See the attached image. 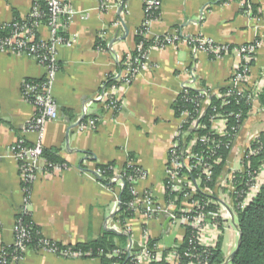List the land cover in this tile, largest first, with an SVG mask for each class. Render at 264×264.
Instances as JSON below:
<instances>
[{"label":"crops","instance_id":"1","mask_svg":"<svg viewBox=\"0 0 264 264\" xmlns=\"http://www.w3.org/2000/svg\"><path fill=\"white\" fill-rule=\"evenodd\" d=\"M71 14L60 25L71 48L57 47L61 70L53 87L59 117L49 123L43 139L44 150L54 151L66 162L69 170L43 174L26 193L19 164L10 148L20 138L28 144L38 142V134L25 132L35 110L23 95V84L40 81L45 68L26 55L0 52V252L16 241L17 217L26 209L33 222L49 240L62 245L85 244L101 237L106 227L118 231L117 213L120 191L112 189L94 175L98 165L115 164L122 171L133 156L134 164L146 172L137 191L149 192L163 204L166 199L165 177L169 150L175 140L181 120L174 105L185 85L194 89L209 88L213 92L225 88L233 74L238 58L235 54L212 60L208 54L194 55L186 44L152 48L147 68L130 86H122L121 108L107 109L105 93L108 78H118L120 64L137 47L136 36L145 23L143 0H66ZM35 0H0V26L11 23L15 16L26 19L31 15ZM124 2V3H123ZM161 16L151 23L147 39L167 35L183 38L203 37L216 44L239 47L255 40L260 42L251 84H264V0H249L260 17L241 12L239 2L225 0H160ZM41 40L50 42L55 34L47 25L38 28ZM102 47L98 48V41ZM96 120L95 128L80 129L82 123ZM264 132V109L259 102L251 109L238 136L235 151L241 153L249 137ZM238 159L236 163H238ZM240 165V164H239ZM240 167V166H239ZM217 196L225 191L215 187ZM225 198V196H224ZM168 218L130 221L131 246L139 250L147 232L157 240L161 251L173 248L164 244L170 235L172 222ZM231 221V222H230ZM228 222L224 234L234 236L236 222ZM120 232V231H118ZM239 233V232H238ZM224 239V236L222 237ZM223 245L226 261L233 248ZM19 264H101L99 260H70L48 252L27 250Z\"/></svg>","mask_w":264,"mask_h":264},{"label":"built area","instance_id":"2","mask_svg":"<svg viewBox=\"0 0 264 264\" xmlns=\"http://www.w3.org/2000/svg\"><path fill=\"white\" fill-rule=\"evenodd\" d=\"M110 0H102L103 7H107ZM145 4V23L139 32L144 28L147 36L148 29L151 23L158 20L161 13L160 0H143ZM49 5L50 23L49 27L55 34L57 26L61 17L69 16L72 12L66 5V0H47ZM234 0H228V3ZM241 8H245V2H240ZM251 14L250 10L246 11ZM40 8L34 7L31 16H40ZM34 35L30 29L25 27H18L17 32L6 43L0 42V52L19 55H34L35 60L45 68V82L42 84H23V95L25 99L33 106L35 113L33 118L29 121L25 128V132H34L38 134V142L30 145L24 138H20L14 145L11 146L10 151L13 158L19 164L21 172V180L24 190L31 191L38 177L43 174H57L69 170L67 165H54L44 158L43 139L45 136L47 125L59 117L58 105L53 97V87L60 69L57 65V47L63 46L71 48L73 41L71 39H59L54 46L47 50L45 45L34 46ZM155 48L164 49L168 46H176L186 44L190 47L194 55L201 53L215 56L217 59L235 54L238 58L237 64L233 74L229 80L228 86L230 89L223 93L219 91H212L209 88L195 89L199 92L197 96L188 100L191 104L196 106L195 114L197 119L192 123L194 130L205 129L198 120L202 119L211 107V99L215 97L223 102V105H230L236 103L238 106H248L253 108L258 102V96L264 89V84H251L252 62L256 60L257 52L260 47V42L255 40L249 44L233 47L228 45L216 44L211 40L203 37L183 38L178 35H167L158 37L154 40ZM23 49L29 53H23ZM139 52H142L141 46L137 47ZM42 51L48 52V55L41 54ZM148 53H141L140 59L133 60L129 54L123 65L125 69L117 78L118 84L108 88L105 93V104L107 109L117 112L122 106L119 94L122 86H130L135 81L140 72L147 68ZM45 62H50L49 65H44ZM194 89L192 84H187L183 87L181 94H187L188 90ZM180 94V95H181ZM190 112L183 113L178 132L175 140L169 150V160L166 167L165 177V193L166 199L163 204L157 202L153 195L149 192L140 194L136 185L140 180L146 178V172L140 171V178L135 181L133 185V194L135 196L131 206L135 212L136 217H142L148 220L157 219L159 217H166L170 219L174 225H177L182 230V236L178 238L176 245L168 250L161 251L159 245L156 243L150 246L151 238L147 232L144 235V243L139 250H134L132 246L128 248L131 256H134L132 262L129 264H181L182 258L175 248L184 245L186 234L190 232V245L193 246L185 256L188 258V264H207V258L204 254H208L215 250L223 237L227 224L232 220L235 224L236 217L239 212L244 211L248 205L254 200L261 188L264 186V167L261 172L254 174H247L244 176L246 169L244 167L245 160L251 157L259 156L264 153V132L257 133L249 137L243 151L239 154L235 151V144L240 132L231 134L229 126V118L233 117L237 123L242 124V111L237 113H230L229 115L217 114L210 118L211 120V134L214 137L227 139L226 142H218L216 138L210 139L206 136L200 137L197 133L189 140L183 131V125L187 122ZM238 125V126H239ZM95 128L96 120L92 119L88 123H82L80 129ZM200 142L206 148L202 152L195 151L194 148ZM231 150L230 158L227 160L226 170L224 175L218 180L217 187L225 191L222 196H217L216 192L208 188H203V179L206 182L212 180L214 175V168L222 163L219 157L218 150L220 148ZM240 167H235L233 163L236 160ZM250 163V162H249ZM131 166L135 165L130 163ZM117 171V170H116ZM118 172V171H117ZM121 172V171H120ZM118 172V173H120ZM192 172H197V178L192 179ZM95 176L101 175L100 170L94 171ZM240 175V183L237 178ZM203 178V179H202ZM118 182L117 180H114ZM122 183L118 184L119 191L122 189ZM205 193L210 197L206 203H202L198 196L199 193ZM169 195V199L167 196ZM225 196V198H224ZM27 198V196H26ZM28 198L26 202H28ZM215 207V210H209V207ZM230 221V222H228ZM130 221L125 226L118 221V231L129 232ZM16 241L15 247L17 252H25V244L29 236V232L22 226H16ZM188 232V233H189ZM52 255L63 259L80 260L81 253L73 251H65L62 254H57L54 249H44ZM138 251L137 254L134 252ZM119 254V252H115ZM111 257V255H110ZM23 258L14 256L12 261L1 250L0 264H19Z\"/></svg>","mask_w":264,"mask_h":264},{"label":"trees","instance_id":"3","mask_svg":"<svg viewBox=\"0 0 264 264\" xmlns=\"http://www.w3.org/2000/svg\"><path fill=\"white\" fill-rule=\"evenodd\" d=\"M127 1V0H123ZM245 2V8L241 9V12L246 13L247 10L251 11V16L253 17H260L261 14L258 12V9L252 5L249 0H234V2ZM228 3V0H225ZM124 3V2H123ZM34 7L40 8V16L32 17L31 15L26 19H21L18 16L13 19L11 23L4 24L0 26V42L6 43L8 40L13 38L15 33L17 32L18 27H25L30 29L33 32L35 42L34 46H41L45 45L47 50L52 48L55 42L59 39L68 40V34L64 30L66 27V23L68 22V18L64 19L65 24H61L62 18L61 17L59 24L57 26L55 32V38L53 41L46 42L41 40L38 34V28L41 25L49 26L50 23V13H49V5L47 0H35L33 4ZM161 13L158 17L160 18ZM65 26V27H64ZM146 30L143 28L136 36V45L137 47L141 46L142 52H139L137 47L131 56L133 60L136 58L140 59L141 53L149 52L152 48H154L155 43L154 40L150 41L145 36ZM98 48L102 47V43L98 41ZM233 47H231L232 49ZM23 53H29L26 49L21 50ZM41 54L48 55V52L42 51ZM35 55V54H34ZM33 54L29 55L30 58H35ZM212 60H216L215 56H210ZM125 59L120 64V71L122 72L125 69L123 63ZM254 60L252 62V67L255 65ZM50 62H45L44 65H49ZM59 69L61 70V66L59 62H57ZM45 82V78L40 81H33L28 80L26 83L28 84H42ZM118 84L117 79L113 76L108 78V82L106 84V88H109L113 85ZM230 87L227 85L225 88L219 89V92H227ZM199 92L195 89L188 90L187 94H181L175 105V115L177 118H181L183 113L190 112V116L187 122L183 125L184 133L189 136V140L193 138V136L197 133L200 137L206 136L207 138L214 139L211 133V120L212 116L217 114L221 115H229L230 113H237L240 110L242 111V124L241 126L237 123V121L233 118H229V126L231 134L236 132H240L241 128L244 126L245 121L247 120L249 113L251 111V107L248 106H238L236 103H232L230 105H223L222 100L216 99L213 97L211 99V107L207 110L204 117L198 122L206 127L205 129L201 130H194L192 128V123L197 119L195 110L196 106L188 102L194 96H197ZM258 102L260 106L264 109V89L262 93L258 96ZM239 125V126H238ZM218 142L224 143L227 139L216 138ZM206 146L202 145L200 142L194 148L195 151L202 152ZM219 157L222 160V163L214 168V175L212 180L206 182V179H203L202 187L208 188L211 191L217 187L218 180L224 175L227 165V160L230 158L231 150L226 149L224 147L218 150ZM44 158L54 164V165H67L66 162L61 160L56 156L54 151L44 150ZM136 159L133 156H129V161L122 169L120 173L116 171L115 164L111 163L108 165H98L97 169L100 170L101 175L96 176L98 181L103 183L104 185L116 189L119 183H122V189L120 191L119 200V211L117 213V219L122 223L123 226L127 224L128 221H132L136 218L135 212L131 206L132 202L135 199L133 194V185L135 181L140 178V171L142 169L136 165L131 166L130 163H134ZM250 162V163H249ZM69 167V166H68ZM244 167L246 172L244 176L247 178V174H254L255 172H261V169L264 167V153L260 154L259 156L251 157L248 161L245 160ZM192 179L197 178V172H192ZM117 180L118 182L114 181ZM240 175L237 178V181L240 183ZM25 188V186H24ZM30 192L26 191V196L30 198ZM199 200L202 203H206L209 196L205 193H199L198 196ZM169 199V195L167 196ZM209 210H215V207L210 206ZM236 227L238 232L241 235V239L239 240V249L235 253V255L230 256L229 263L230 264H264V186L261 188L260 192L254 198V200L248 205V207L239 212L236 217ZM20 225L24 229L29 232V236L27 238V242L25 244V252L19 251L17 252V248L15 246L12 247H3V253L8 257L9 261L14 259V256H18L19 258H24L25 253L27 250H37L42 251L44 249H54L56 253L62 254L65 251H73L83 254L82 260L87 259H95L99 260L101 264H129L132 262L134 256H131L128 252V248L131 245V233L125 232H118L114 229L106 227L102 235L97 240H91L85 244H78V245H62L60 243H56L52 240L47 239L43 234L41 229L33 222L32 214L28 210H24L18 217L16 226ZM189 232V231H188ZM186 234V239L184 245L175 248V251L178 252L182 258L181 264H188L189 260L185 256V254L193 247L190 245V232ZM223 238L220 239V242L215 250L208 254H204L203 257L207 258V264H224L226 262V258L223 252V245H222ZM158 241L151 239L150 246H154ZM171 250V249H169ZM119 252L116 254L115 252ZM169 251H165L164 254L166 255ZM135 254L138 251L134 252ZM111 255V257H110Z\"/></svg>","mask_w":264,"mask_h":264},{"label":"rangeland","instance_id":"4","mask_svg":"<svg viewBox=\"0 0 264 264\" xmlns=\"http://www.w3.org/2000/svg\"><path fill=\"white\" fill-rule=\"evenodd\" d=\"M235 165V167H239V163H233ZM232 228L235 230V235L231 236V233L225 234L223 241L224 242V246L226 248V251H228V249L233 248V252L237 249L238 244H239V233L238 231H236V229L234 228V226L232 225ZM179 234V227L177 226H173L172 227V232L170 235H166L165 239H164V244L167 245V247H171L174 239L176 238V236ZM228 261V260H227Z\"/></svg>","mask_w":264,"mask_h":264},{"label":"water","instance_id":"5","mask_svg":"<svg viewBox=\"0 0 264 264\" xmlns=\"http://www.w3.org/2000/svg\"><path fill=\"white\" fill-rule=\"evenodd\" d=\"M169 222H170V219H168L167 224H169ZM239 236H240V238H239V240H240V239H241V235H240V233H239ZM239 245H240V244H238L237 249L233 252L232 255H235V253L238 251V249H239ZM232 255H231V256H232ZM224 264H230V263H229V260L226 261Z\"/></svg>","mask_w":264,"mask_h":264}]
</instances>
